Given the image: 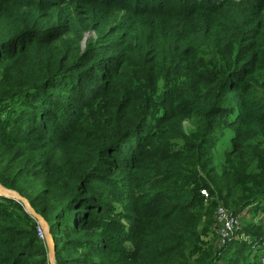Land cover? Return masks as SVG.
I'll return each mask as SVG.
<instances>
[{"label": "trees", "instance_id": "trees-1", "mask_svg": "<svg viewBox=\"0 0 264 264\" xmlns=\"http://www.w3.org/2000/svg\"><path fill=\"white\" fill-rule=\"evenodd\" d=\"M0 184L57 264H264V0H0ZM39 230L0 196V264Z\"/></svg>", "mask_w": 264, "mask_h": 264}, {"label": "water", "instance_id": "water-1", "mask_svg": "<svg viewBox=\"0 0 264 264\" xmlns=\"http://www.w3.org/2000/svg\"><path fill=\"white\" fill-rule=\"evenodd\" d=\"M91 33L87 34L84 42H83V46L85 45L86 41L89 39ZM0 196L9 198V199H13L19 203H21L26 211L29 213V215L34 218L39 225H41V228L44 230V233L46 235V246L48 248V259H49V263L50 264H57L56 263V247H55V243L52 237V234L50 232L49 226L47 224V222L42 218V216L40 214H38L36 212V210L33 208V206L31 205V203L24 197H22L20 194L10 191V190H6L4 187H2V185L0 184Z\"/></svg>", "mask_w": 264, "mask_h": 264}, {"label": "built area", "instance_id": "built-area-1", "mask_svg": "<svg viewBox=\"0 0 264 264\" xmlns=\"http://www.w3.org/2000/svg\"><path fill=\"white\" fill-rule=\"evenodd\" d=\"M202 195L209 197L207 191H202ZM262 220V219H261ZM216 221L218 226L219 242L221 246H225L234 236L236 229L241 227L238 215L220 205L216 212ZM39 236L42 240H46L44 230L40 227ZM264 263V259H263Z\"/></svg>", "mask_w": 264, "mask_h": 264}, {"label": "rangeland", "instance_id": "rangeland-1", "mask_svg": "<svg viewBox=\"0 0 264 264\" xmlns=\"http://www.w3.org/2000/svg\"><path fill=\"white\" fill-rule=\"evenodd\" d=\"M90 36H91V35H90ZM89 38H90V37H89ZM83 47H85V45H84ZM2 187H3V186H2ZM4 188H5L6 190H10V191H13V192L18 193L17 191H15V190H13V189H9V188H6V187H4ZM241 215H242V216H245V217H244L245 219H243V222H245V223L250 222V221L253 220L252 215L255 216V219H262L261 221L264 220V216H261V218H260V214H259V215H254L252 212H246V213H243V214H241ZM242 216H240V217H242ZM247 218H248V220H246ZM240 223H241V221H240ZM40 227H41V225H40ZM241 230H243V225H242V224H241V227L239 226V229H238V227H237L236 232H235L234 235H236V234H238L239 232H241ZM242 240L246 241L247 238L244 236V237L242 238ZM220 246H221V245H220Z\"/></svg>", "mask_w": 264, "mask_h": 264}]
</instances>
